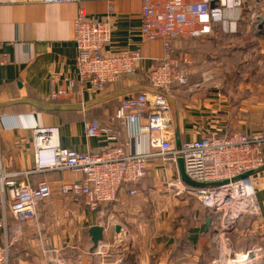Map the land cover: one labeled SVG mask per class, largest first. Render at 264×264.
Here are the masks:
<instances>
[{
	"label": "crops",
	"instance_id": "crops-1",
	"mask_svg": "<svg viewBox=\"0 0 264 264\" xmlns=\"http://www.w3.org/2000/svg\"><path fill=\"white\" fill-rule=\"evenodd\" d=\"M81 8L90 18L111 20L107 51H140L143 57L134 76L121 77L98 95L78 84L74 23ZM141 12L140 1L0 0V179L6 175L9 181L29 185L47 180L53 191L50 200L38 205L35 221L19 224L9 210L4 216L0 209V244L8 245L10 264H115L118 247L125 248L124 264H240L248 252L252 261L247 264H264L256 251L264 250V171L251 179L258 214L239 220L230 233L219 232L218 222L199 201L182 196L180 188L186 183L178 164L161 158L149 161L141 184L123 186L106 208L105 219L88 211L82 199L61 194L63 183L82 175L35 173V128H57L64 148L102 152L112 143L108 136L88 138L85 130L88 120L97 119L102 128L113 127L112 134H121L128 151L147 150L146 136L130 138L129 127L110 122L124 98L153 92L147 76L164 56L162 41L142 39ZM172 46L187 62L190 78V85L174 89L169 98L175 145L211 134L255 132L264 115V0L245 1L237 32L225 34L217 27L210 36L174 40ZM68 82L76 84L83 105L48 100ZM135 188L138 193L132 196ZM10 190L11 185L8 195ZM102 220L109 229L92 252L90 230L103 225ZM114 241L117 246L110 249ZM225 255L240 263L225 261Z\"/></svg>",
	"mask_w": 264,
	"mask_h": 264
},
{
	"label": "built area",
	"instance_id": "built-area-1",
	"mask_svg": "<svg viewBox=\"0 0 264 264\" xmlns=\"http://www.w3.org/2000/svg\"><path fill=\"white\" fill-rule=\"evenodd\" d=\"M83 0H43L45 4L81 3ZM113 4L120 0H105ZM142 3L141 36L144 41H162L164 57L161 63L148 73L149 85L154 92L144 91L124 98L111 123L120 122L130 128V138L147 135L148 147L142 153H133L119 140V132L113 127L102 128L97 119L85 124L86 136L96 138L103 134L112 143L102 152L79 153L60 145L54 127L35 128V173L47 171H72L82 175L75 182L61 186L63 196L82 199L85 208L105 219L106 208L116 199L123 186H138L147 177L148 163L155 158L178 164L184 162L185 174L204 188L183 186L182 196L193 197L200 202L212 218L218 222L220 233H230L239 220L258 214L252 177L247 173L264 168V115L255 132L250 134L233 131L225 137L207 135L199 140L174 146L171 134V113L168 96L174 88L189 85L185 60L176 54L173 38L200 39L210 36L219 27L229 34L237 32L246 0H123ZM78 70V84L91 94L103 93L121 77L139 69L143 60L140 51L109 52L113 25L108 18H90L83 8L74 23ZM3 62L0 60V66ZM76 84L68 82L58 86L48 100L79 101L82 94L75 91ZM32 173V172H29ZM28 174V173H27ZM26 174V175H27ZM11 185L9 195L7 186ZM137 189L130 194L136 195ZM53 197L47 180L36 185L17 184L9 176L0 179V209L7 210L19 224L38 219L37 207ZM104 231L108 222L102 220ZM0 223V227H1ZM120 242L118 245H121ZM115 241L110 249L116 248ZM117 248V262L124 264L125 248ZM110 249L103 252L104 257ZM256 251L264 254V250ZM251 252H248V255ZM0 264H10L7 244H0Z\"/></svg>",
	"mask_w": 264,
	"mask_h": 264
},
{
	"label": "water",
	"instance_id": "water-1",
	"mask_svg": "<svg viewBox=\"0 0 264 264\" xmlns=\"http://www.w3.org/2000/svg\"><path fill=\"white\" fill-rule=\"evenodd\" d=\"M177 145H179V142H177ZM178 166H179L181 178L186 184H188L190 186H193V187H196V188H204V187H206L203 184H198V183L192 182L187 177V175L185 174L184 162L182 160L178 161ZM262 171H264V168L261 169V170L255 171V172L247 173L246 175H244V177H251V176H254V175H256V174H258V173H260ZM210 222H211V220L209 219L207 221V223L209 224ZM119 229H120V227H117V231H119ZM103 233H104V229L101 226H96V227L91 228L90 235L92 237V242H93L92 252L95 251L97 249L99 243L101 241H103V238H104ZM119 250H121V247L119 248Z\"/></svg>",
	"mask_w": 264,
	"mask_h": 264
},
{
	"label": "bare ground",
	"instance_id": "bare-ground-1",
	"mask_svg": "<svg viewBox=\"0 0 264 264\" xmlns=\"http://www.w3.org/2000/svg\"><path fill=\"white\" fill-rule=\"evenodd\" d=\"M173 49H174V48H173ZM174 50H175V49H174ZM175 52H176V51H175ZM163 57H164V56H163ZM160 63H161V62H160ZM160 63H159V64H160ZM153 68H154V67H153ZM137 71H138V70H137ZM135 73H136V72H135ZM188 77H189V73H188ZM189 83H190V78H189ZM114 84H115V83H114ZM150 87H151V86H150ZM151 88H152V87H151ZM174 89H176V88H174ZM174 89H173V90H174ZM152 90H153V92H154V89H153V88H152ZM173 90H172V92H173ZM172 92H171V94H172ZM170 96H171V95H170ZM170 96H168V103H169V98H170ZM118 109H119V107H118ZM118 109H117V110H118ZM116 112H117V111H116ZM115 114H116V113H115ZM115 114H114V115H115ZM261 119H262V118H261ZM117 122H118V121H117ZM123 126H126V125H123ZM126 127H128V126H126ZM141 136H146V137H147L146 134H145V135H141ZM147 141H148V138H147ZM173 143H174V138H173ZM183 143H184V142H183ZM180 144H181V143H179V145H180ZM179 145H175V143H174V146H175V147H178ZM147 147H148V146H147ZM140 153H142V152H140ZM261 169H263V168H261ZM261 169H259V170H261ZM257 171H258V170H257ZM251 177H252V176H251ZM185 186H187V187H192V188H196V187L190 186V185H188V184H186ZM197 201H198V200H197ZM202 207H203V206H202ZM226 256H227V255H225V261H226V260H227V261H230L231 259H229L228 256H227L228 258H226ZM251 256H252V254L249 253L248 255H245L244 258H242V259L244 260L242 263L239 262L240 260H239L237 263H240V264H243V263H244V264H245V261H246V260H248L247 263H249L250 261H252V260H250V259H251ZM232 262L234 263L235 261H232Z\"/></svg>",
	"mask_w": 264,
	"mask_h": 264
},
{
	"label": "trees",
	"instance_id": "trees-1",
	"mask_svg": "<svg viewBox=\"0 0 264 264\" xmlns=\"http://www.w3.org/2000/svg\"><path fill=\"white\" fill-rule=\"evenodd\" d=\"M219 30H220V32H222V30L219 28ZM222 33H224V32H222ZM226 34V33H225ZM230 34V33H229ZM201 39V38H200ZM174 40H182L183 42H188V41H194V40H196V39H185V38H173L172 40H171V42H173ZM138 72V71H137ZM136 72V73H137ZM136 73H133V74H131L130 76H134ZM147 81H148V84H149V80H148V78H147ZM90 120H92V119H90ZM90 120H88V121H90Z\"/></svg>",
	"mask_w": 264,
	"mask_h": 264
},
{
	"label": "rangeland",
	"instance_id": "rangeland-1",
	"mask_svg": "<svg viewBox=\"0 0 264 264\" xmlns=\"http://www.w3.org/2000/svg\"><path fill=\"white\" fill-rule=\"evenodd\" d=\"M178 41H182V40H178ZM179 56V55H178ZM211 84H212V82H211ZM189 85H190V83H189ZM263 117V116H262ZM219 229V228H218ZM217 232V234H218V230L216 231ZM232 232V231H231ZM216 234V235H217ZM256 255V254H255ZM260 255V254H259ZM230 257V256H229ZM232 257V256H231ZM236 257V256H235ZM235 257H232V258H235ZM260 257H261V259H264V254H261L260 255ZM229 259H231V258H229ZM241 259H242V257H241ZM241 259H231L230 261L232 262V261H235V262H238L239 260H241ZM257 259V258H256ZM247 261L248 260H246L245 262H246V264H247ZM244 264V263H243Z\"/></svg>",
	"mask_w": 264,
	"mask_h": 264
}]
</instances>
